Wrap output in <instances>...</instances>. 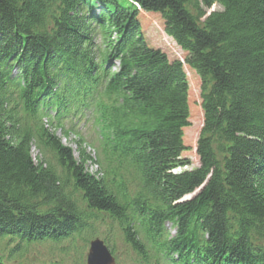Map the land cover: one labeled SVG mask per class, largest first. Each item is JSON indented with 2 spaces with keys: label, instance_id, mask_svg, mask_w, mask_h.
I'll return each instance as SVG.
<instances>
[{
  "label": "trees",
  "instance_id": "16d2710c",
  "mask_svg": "<svg viewBox=\"0 0 264 264\" xmlns=\"http://www.w3.org/2000/svg\"><path fill=\"white\" fill-rule=\"evenodd\" d=\"M185 66L201 82L194 168ZM102 217L132 264H264V0H0V244L87 242Z\"/></svg>",
  "mask_w": 264,
  "mask_h": 264
},
{
  "label": "rangeland",
  "instance_id": "374dc122",
  "mask_svg": "<svg viewBox=\"0 0 264 264\" xmlns=\"http://www.w3.org/2000/svg\"><path fill=\"white\" fill-rule=\"evenodd\" d=\"M142 26L143 30L150 40V42L155 46L164 51L167 56L172 58H178L183 61L186 53L183 52L175 42L168 37L163 30V21L159 14L141 12ZM114 70L117 69V62L114 63ZM185 71L187 74L189 82V125L183 129V139L184 144L188 147V150L184 151L182 155L187 157L191 164L188 168H194L198 166V157L195 152L196 141L198 139L202 123H203V112L200 106V78L192 69L185 66ZM74 126H76V132L80 134L84 140L83 147L85 151L89 153L92 157L95 156V147L98 144L97 133L94 126L89 121H86V117H79ZM73 121H64V125L69 127ZM56 134L61 137L64 145L69 146L75 156H77V137L74 132H71L67 137H64L60 130H56ZM37 151L32 148V155L35 157ZM88 170L95 172L97 166L94 163H87ZM102 220H95L92 222V228L95 229L94 232L98 237L104 240L105 244L108 245L112 242V247L114 251L111 253L115 257L116 264H132V259H130V250L121 241L118 235L117 227L114 222H110L108 218L102 217ZM167 228L173 232L172 228L167 224ZM87 233L78 235L74 241L60 244H55L52 242H43L38 244H32L28 247L23 254H17L15 252L8 251L11 245L0 244V257L5 261H13V257L16 256L18 260L24 263H36L37 261H44L50 264H85L86 253L88 249V240L86 242Z\"/></svg>",
  "mask_w": 264,
  "mask_h": 264
},
{
  "label": "water",
  "instance_id": "95a60500",
  "mask_svg": "<svg viewBox=\"0 0 264 264\" xmlns=\"http://www.w3.org/2000/svg\"><path fill=\"white\" fill-rule=\"evenodd\" d=\"M86 264H115L114 256L99 237L89 241Z\"/></svg>",
  "mask_w": 264,
  "mask_h": 264
}]
</instances>
